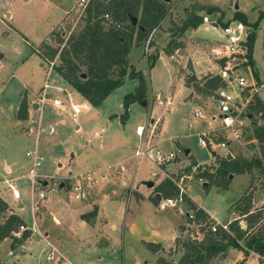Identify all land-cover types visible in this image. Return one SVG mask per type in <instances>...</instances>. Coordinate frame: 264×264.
I'll list each match as a JSON object with an SVG mask.
<instances>
[{
  "label": "rangeland",
  "instance_id": "rangeland-1",
  "mask_svg": "<svg viewBox=\"0 0 264 264\" xmlns=\"http://www.w3.org/2000/svg\"><path fill=\"white\" fill-rule=\"evenodd\" d=\"M78 1L0 0V140L3 142L1 138L4 136L12 140L11 152H17L14 157L21 164V168L14 172L17 177L20 173L25 175L31 167L30 157L25 155V151L35 148L42 159L34 172L39 179L45 180L40 181V186L38 185L44 189V198H36L34 191L33 202L36 201L37 209L32 210L30 180L19 177L12 182L19 196L16 200L12 198L11 189L7 184L11 181L10 177L5 178V173L2 172L0 196L12 204L10 210L17 206V202L22 204L18 211L22 220L19 224L27 229L18 231L17 235L12 232L18 238L26 235L23 238L24 244L14 252L8 253L9 241L0 242V257L7 264H58L56 258L46 260L48 245L42 237L45 231L59 232L54 228L56 225L51 220L49 207L43 203L49 199L53 209L65 203L78 210V214L67 221L72 230L69 231L64 225V232H59L68 240V252H64L70 255L79 253L77 264H157L156 259L159 256L166 258L170 264H178L176 262L181 250L174 246L173 239L180 237L198 240L207 225L188 221L184 214L187 208L184 201L174 207L157 210L156 204L152 203L149 196L154 193V184L163 177L162 171L153 166L146 157L137 161L136 158L128 156L139 145L144 150H158L163 154L169 150L176 151L177 155L163 166L167 168V178L176 186L180 185L182 180L183 185L185 183L184 195H187L192 203L195 202L206 211L212 212L218 223L236 216V208L241 207L247 200L254 209L264 205V165L261 169L253 166L249 173H232L230 184L228 183L225 189L212 184L202 186L204 178L199 181V177L195 175L202 170L213 171L216 159L215 155L211 156L212 151L217 153L216 156L222 155L221 157L228 150L233 157L259 158L258 145L255 139L248 136H251L252 122L257 125L264 116H261L260 112L250 110L247 103L242 130L236 139L231 137L229 130L221 129L218 120H214V129L210 130H213L217 141L225 143V147L208 150L207 147L200 146L197 140L201 132L211 128L207 126V121L216 113L212 99L214 93L212 91L206 95L207 98H189L186 89L177 90L176 81L179 75L191 74L190 61H186L190 54L191 58L197 56L199 49L207 46L204 48L207 49V55L209 58H215L214 50L219 48L220 41L224 38L218 24L211 26L203 23L199 24L198 28H187L180 33L178 27L186 16L194 13L200 17L209 15V19L216 20L218 11L207 14L204 9L193 10L199 5H213L222 12V21L231 22L238 20L233 17L234 11H237L248 21L245 24L239 20L245 25L247 33L254 34L252 64L240 66L238 72L246 82L250 79L258 81L254 87L255 95L264 106V17L258 19L256 26L250 24L257 19L258 11H264V0H163L166 14L159 25L150 34L148 42L146 39L149 35L145 40L133 45L127 56L132 66L142 72L146 86L145 104L131 103L124 122L119 118L123 110L122 96L133 90L136 84L134 80L125 79L124 83L113 89L98 106H91L78 92L69 91L66 81L49 65V61L38 55L42 42L49 39L51 31L64 37L67 31L75 32L82 25V20L78 17ZM169 40L183 42L184 46L181 48L186 47L183 55L177 51H172L171 55L164 54L163 48ZM152 54L158 56L154 65L147 70L146 59ZM44 82L48 85L46 96L49 99L42 107L41 129L36 134L22 135L25 123L12 122L15 109L24 94L28 104L27 113L29 112L33 119L37 118V112L31 102L36 103L35 98L40 95ZM159 93L163 98L168 97L170 104L163 103V98L159 99L157 96ZM52 97L62 102V110L51 105ZM252 98L253 96L250 102ZM71 103L78 105L75 118L71 116ZM194 108L200 109L203 116L194 117ZM47 123L52 126L50 133L43 130ZM262 123L264 126V119ZM92 124L99 126L98 133L95 128L90 130ZM136 125L142 128L139 137L135 135ZM88 130L91 132L89 135ZM2 149L3 146L0 152H6ZM184 149H188V154L193 157L185 156ZM85 152H106L105 159L100 162L103 167L97 168V164L87 163ZM3 156H6L7 162L11 161L4 153ZM125 157L128 158L124 159ZM193 158L200 164L197 165ZM117 160H120V163H115ZM191 161H194L193 166ZM91 168L95 169V177L104 175L105 179H98L94 189L88 192L87 198L73 199L69 189L73 180L71 175ZM151 171H155L156 175H149ZM147 181L154 184L149 187L146 185ZM59 183L64 185L58 187ZM51 186L54 189H50ZM134 192L142 195V198H136ZM90 211H93L95 217V223L92 225L82 217L83 213ZM231 212L234 214L231 215ZM32 214L35 215L34 221L39 232L33 228L27 235V230L34 226ZM6 215L7 211L2 215L0 222ZM208 218L216 222L210 215ZM239 219L241 218H238V224L242 227ZM79 220L87 223L85 228L78 226ZM177 225H182L183 230L180 231ZM258 225L264 227V215ZM258 225H255V230L259 228ZM176 231L177 235L173 238ZM93 242L103 244L93 247ZM146 242L159 244L158 250H149ZM225 256L220 259L213 258L206 264H240L237 263L239 260L233 261L232 252L228 251Z\"/></svg>",
  "mask_w": 264,
  "mask_h": 264
},
{
  "label": "trees",
  "instance_id": "trees-1",
  "mask_svg": "<svg viewBox=\"0 0 264 264\" xmlns=\"http://www.w3.org/2000/svg\"><path fill=\"white\" fill-rule=\"evenodd\" d=\"M200 9H204L207 14L218 11L216 23L219 26L226 25L227 21L221 20L222 12L217 6L199 5L193 10ZM165 14L166 6L163 0H88L78 16L82 20V25L66 37L51 31L50 40L42 42L41 52H38V55L48 61L55 58L52 68L91 106H98L113 89L121 86L125 79H134L136 84L133 90L122 96L123 110L119 118L121 122H124L127 118L128 106L131 103H140L145 98L146 86L142 72L128 63L127 55L133 45L145 40L152 33ZM131 17L136 18L135 24H131ZM233 17H237L245 24L248 23L240 12L234 11ZM261 17H264V11L260 10L257 19L250 24L253 27L256 26ZM200 23V16L194 13L188 14L178 27V31L182 33L187 28H196ZM253 37L254 34L251 32L246 35L244 54L246 65L252 64ZM181 47L180 41L169 40L163 52L165 55H171L172 51H177ZM157 56V54H152L146 59L148 60L147 70L154 65ZM184 84L196 92L209 95L222 85V80L215 73H205L199 78L191 73L184 76ZM27 105L23 94L15 111L17 120H25ZM248 107L253 112H260V115L264 116V107L257 96H253ZM252 125L251 136L248 138L255 139L259 148V158L221 157L215 154L216 166L213 171L202 170L195 175L204 178L207 186L212 184L225 189L232 173H249L253 166L261 169L264 165V129L253 122ZM193 163L194 161H191L190 164L193 166ZM153 192L159 193L161 198L176 197L178 187L171 179L164 177L154 185ZM149 199L152 203H157L152 195ZM181 199L187 206L185 216L187 217L188 211L192 212V218L187 217L188 221L203 223L207 225V229L198 240L180 237L173 239L174 246L181 250L177 260L178 264H206L213 258L225 257L229 249L241 251L243 258L237 263L244 261L251 251L257 254L258 263L263 264L264 227L258 224L264 215V205L250 211V202L247 200L241 207L236 208L239 215H243L244 227H240L238 218H235L227 223L226 230L217 226L212 231L210 225L214 222L208 218L207 213L202 208L196 207L184 193H181ZM7 209V203L0 196V219ZM93 214V211H90L82 214V217L87 220ZM19 222L21 219L12 213L6 215L0 222V240L9 238L11 249L20 244L26 236L18 238L12 234V228L20 225ZM255 225L259 226L256 230ZM178 229L183 230L182 225H179ZM145 244L151 251H157L159 248L157 243L146 242ZM156 263L165 264L167 262L158 257ZM0 264L3 263L0 261Z\"/></svg>",
  "mask_w": 264,
  "mask_h": 264
},
{
  "label": "built area",
  "instance_id": "built-area-1",
  "mask_svg": "<svg viewBox=\"0 0 264 264\" xmlns=\"http://www.w3.org/2000/svg\"><path fill=\"white\" fill-rule=\"evenodd\" d=\"M88 0H79L78 6H79V15L81 14L85 4ZM106 17V15H104ZM209 15H202L201 16V23H207L211 26L214 22L216 25V20L209 19ZM221 31L224 35V38L222 41H220L219 48L214 50L215 58L219 60V66L217 67L216 71L214 72L219 76V78L222 80V85L217 87L213 93V101L215 102V109L216 113L212 114L211 120H218L221 124L222 129H227L230 131L231 137L233 139H236L240 136L242 126H243V118H244V109L247 103L250 102V94L248 91V84L246 83L245 79L240 75L238 72V68L240 66H245L246 59L244 57V54L246 52L245 47V39L247 35V29L245 25L239 21H227L226 25L221 26ZM70 33V30L67 31L64 37H66ZM244 35V37H243ZM62 36V35H61ZM150 37V34L146 41L148 42V39ZM146 42V43H147ZM242 43V45H241ZM241 55V57H239ZM220 60H222L220 62ZM55 61V58L51 61H49V65L52 66ZM240 62V63H239ZM48 89V85L44 82L41 88V93L39 96H37L36 103H35V111L37 112L36 115H38L37 118L33 119L31 114L29 112L26 115L25 118V131L27 134H36L41 129V111L42 107L45 104V102L49 99L47 97L46 90ZM163 103L166 105L170 104V100L168 97H164L162 99ZM51 105L55 108L62 110L63 104L58 98H51L50 99ZM70 108L72 110L71 116L72 118L76 117V114L78 113V105L77 104H69ZM192 114L194 117H202L203 115L200 113V109L194 108L192 110ZM213 130H208L205 132L200 133V137H198L197 143L204 147L209 149H214L217 147H225V143L223 141H217L214 137ZM142 130H139V127L135 129V133L137 135H141ZM36 140V136H34ZM34 140V141H35ZM34 147V145H33ZM150 149H143L141 146H138L133 154L134 157H146L153 166L158 167L160 165L165 166L167 162L172 160L177 154L176 151L169 150L166 153H161L158 150L154 151L153 153H149ZM178 151V150H177ZM25 155L30 157L31 160V167L28 169L27 173L25 175L21 174L20 177H26L30 180V187H31V198L34 199V191H36V198L43 199L44 198V189L40 188L39 184L40 181H44L43 179H39L34 169L41 161L42 157L41 155L37 154L35 148H33L30 151H25ZM229 155V157H233V154L230 152H227L224 154ZM150 175L154 176V172H150ZM72 184L70 185V192H72V197L74 199H82L88 195V190L91 185V182L94 181V177L89 172H83V173H77L72 176ZM201 180L200 178L198 179ZM182 181V180H181ZM180 183V182H179ZM8 186L11 189V194L14 198L18 197V192L16 189H13L12 185L10 183H7ZM39 185V186H38ZM178 186V195L176 197H168V198H161L157 200L156 203V209L157 210H163L165 207H174L176 206L181 199V193L184 192L183 189V182ZM52 188V186L50 187ZM33 205L36 208V201L34 200ZM188 218H192V212L188 211ZM226 223H218L214 222L210 225V229L212 231L215 230L217 226L221 227L222 229H227ZM27 229V227H24L22 224L16 226V232L15 235L18 234V231H23ZM32 230V227L29 228Z\"/></svg>",
  "mask_w": 264,
  "mask_h": 264
},
{
  "label": "crops",
  "instance_id": "crops-1",
  "mask_svg": "<svg viewBox=\"0 0 264 264\" xmlns=\"http://www.w3.org/2000/svg\"><path fill=\"white\" fill-rule=\"evenodd\" d=\"M262 11V10H261ZM7 14V13H6ZM6 16H8V14L6 15ZM227 21V20H226ZM248 22V21H247ZM250 23V22H249ZM200 24H202V23H200ZM200 26V25H199ZM196 28H198V27H196ZM181 44H182V47L184 46L183 45V42H181ZM207 47V46H206ZM205 46L204 47H200L201 49H199L200 50V53L199 54H197V56H194V57H192L191 58V56H192V54H190L188 57H187V59H186V61H190V64H191V69H192V71H191V73L196 77V78H199L201 75H203V74H205V73H214L215 71H216V69H217V67L219 66V60H217L216 58H209V56L207 55V53H206V51H207V49H204V48H206ZM132 48V47H131ZM185 48L186 47H184V49H180L181 50V53H182V55H183V53H184V50H185ZM209 50L211 49L210 47L208 48ZM131 50V49H130ZM209 50H208V52H209ZM213 50V49H212ZM129 53H130V51H129ZM129 53H128V55L127 56H129ZM180 53V54H181ZM128 58V57H127ZM127 61H128V59H127ZM128 63L129 64H131V65H133L132 63H130L129 61H128ZM181 67V66H180ZM182 68H184V66L182 67ZM184 76L185 75H179V77H176V81H177V90H181V89H186L188 92H189V95H188V97L189 98H192L193 96H198V97H200V96H204L205 98H207V96H206V94H203V93H199V92H196V91H194V90H192V88L190 87V86H186L185 84H184ZM132 80H134V79H132ZM125 81V80H124ZM135 81V80H134ZM124 83V82H123ZM135 83H136V81H135ZM247 84H248V86H250L249 88H248V91H249V94H250V98H251V96H256L255 95V88L254 87H256V84L258 83V81H256V80H249V82H246ZM134 86H135V84H134ZM133 86V87H134ZM67 89L69 90V91H73V89L71 88H69L68 86H67ZM158 96V98L159 99H162L163 98V95H161L160 93L157 95ZM53 98H56V97H53ZM258 98V97H257ZM158 99V100H159ZM84 100V99H83ZM84 101H86V100H84ZM87 102V101H86ZM71 104H75V103H71ZM261 104L263 105V103L261 102ZM31 106L32 107H35V104L33 103V102H31ZM83 106H84V104H83ZM54 107V106H53ZM264 107V106H263ZM17 108V107H16ZM55 108V107H54ZM55 109H57V108H55ZM59 110V109H58ZM15 111H16V109H15ZM15 118V114H14V117H13V121L12 122H15L16 123V121H19V123H25V121H23V120H17L16 118V120L14 119ZM264 119V118H263ZM263 119L261 120V122L260 123H258L257 125H260V126H262L263 127V129H264V126H263V123H262V121H263ZM40 120H41V116H40ZM149 120H150V118H149ZM213 121L214 120H209L208 119V121H207V126L208 127H211V128H209V129H214V126H213ZM42 123V122H41ZM25 126H26V123L24 124ZM137 127H139L140 129H141V126L140 125H136V127H135V129L137 128ZM77 128V127H76ZM96 129V132L98 133L99 132V126L98 125H96V124H92L91 126H90V130H93V129ZM78 129V128H77ZM222 129V128H221ZM20 130H22V128H20ZM43 130L44 131H46L47 133H50L51 132V130H52V126H51V124H49V123H47V124H45V126H43ZM22 135H26L25 133V127H24V132H23V130H22ZM5 134V133H4ZM89 134H91V132L88 130L87 131V135H89ZM135 135L137 136V137H139V135H137L136 133H135ZM2 140H3V142L1 141L0 142V148L3 146V149L2 150H4L5 149V151L6 152H0V176L2 177L3 175H2V172H4L5 173V178H7V177H10V179H11V181H10V184L12 185V182L16 179V178H19L20 177V174H23V173H20V174H18L19 175V177H17L16 176V174L14 173L16 170H19L20 168H21V164H19L20 162L14 157V155L17 153V152H11V149H12V145L10 144L11 142H12V140H10L9 139V137H5L4 136V138H1ZM137 143H138V140L136 141ZM139 146H141V145H139ZM154 148V147H153ZM185 150V149H184ZM188 150V149H187ZM3 153H4V155H7V157L8 158H11V161L10 162H7V158H6V156H3ZM89 152H85V156H86V158H88V160H85L87 163H89V162H91V163H93V164H97L95 167H97V168H101V167H103L102 166V164H100V162L102 161V160H104L105 159V154H106V152H90L89 154H88ZM149 153H153V151L151 150V151H149ZM189 153V150H188V152H187V154H185V156H191V157H193L192 155H190V154H188ZM214 153H216V152H214ZM226 153V152H225ZM224 153V154H225ZM231 153V152H230ZM217 154V153H216ZM223 154V155H224ZM232 154V153H231ZM215 155V154H214ZM213 155V156H214ZM219 155V154H218ZM131 156L132 157H134V154L133 153H131L130 154V156H128V157H130L131 158ZM212 156V155H211ZM222 156V155H221ZM128 157H125L124 159H126V158H128ZM141 157H143V156H141ZM141 157H138V158H136V157H134V158H136V160L138 161ZM147 159V158H146ZM195 161H196V159L195 158H193ZM25 162V161H24ZM120 163V160H117L115 163ZM197 163V165L198 164H200V162L199 161H196ZM24 165V164H23ZM107 165H109V164H107ZM104 166H106V165H104ZM157 168H159L160 169V171H162V173H163V177L161 178V179H163L164 177H168V175L166 174V170H167V168L166 167H163V165H160V166H158ZM89 172V173H91L92 175H93V177H94V181L93 182H91V185H90V187H89V190H88V192L90 193L91 192V190L92 189H94V187H95V185H96V183H97V181H98V179H101V180H103V179H105V176L104 175H101L100 177H95L94 176V174H95V169H93V168H91V169H87V170H85V171H83V172ZM83 172H78V173H83ZM152 172H154V174L156 175V172L155 171H152ZM69 175L71 174V172H69L68 173ZM77 174V173H76ZM74 174H72L71 175V177L73 176ZM149 175H150V173H149ZM154 175V176H155ZM152 176V175H151ZM1 177H0V179H1ZM161 179H159V181L161 180ZM123 181H121V183H122ZM125 183V182H124ZM153 183V182H152ZM154 184V183H153ZM181 184H182V181H181ZM230 184V183H229ZM3 185H5V184H3ZM64 185V183H59V186L58 187H62ZM155 185V184H154ZM183 186H185V183H184V185ZM12 187H14L13 185H12ZM14 189V188H13ZM150 189H152V188H150ZM131 192L133 191V190H130ZM150 192H151V190H150ZM149 192V193H150ZM153 193V192H152ZM155 193V192H154ZM184 193H185V191H184ZM134 194H135V197L136 198H142V195H140L139 193H137V192H134ZM148 196H149V194H148ZM187 196V195H186ZM19 197V196H18ZM17 197V198H18ZM88 197V195L86 196V197H84V198H87ZM12 198L13 199H16V198H14L13 196H12ZM84 198H82V199H84ZM19 199V198H18ZM18 199H16V200H18ZM74 199V198H73ZM3 200L7 203V206H8V209H7V212H8V214H10V213H12V214H15V215H17L18 217H19V215H18V211H20V209L22 208V204L20 203V202H17L18 204H17V206H14L13 207V209L12 210H10L9 208L11 207V203L8 201V200H6L5 198H3ZM14 201V200H13ZM192 201V200H191ZM15 203H16V201H14ZM43 203H45L46 205H47V207H49V213L51 214V220L53 221V223H54V225H56V226H54V228L55 229H57L59 232H64V225H65V227L69 230V231H71L72 230V226L71 225H69V224H67V221H68V219H72L74 216H76L77 214H78V210L75 208H72V207H69L68 206V204H65V203H62V205L63 206H58L57 208H55L54 207V209L51 207V203H50V201H49V199H47V200H45ZM57 203H61L60 201H57ZM193 204L195 205V206H197V207H200V206H198V204H196L195 202H193ZM30 206H31V208H32V210H36L37 209V206H36V208H35V206L33 205V199L32 198H30ZM43 208L45 209L46 208V206H43ZM200 208H202V207H200ZM203 209V208H202ZM254 209V207H252L251 209H250V211L251 210H253ZM208 215H210V217H212L216 222H217V220L215 219V217H214V215H213V213L212 212H208V211H206L205 209H203ZM53 212H54V214H57V215H54L53 214ZM85 213H87V212H85ZM61 214H63V215H61ZM84 214V213H83ZM234 214V212H231V215H233ZM33 215V224H34V226L32 227V230H30V229H28L27 231H28V233H27V235L31 232V231H33V228H34V230H35V228H36V230H37V232H39V229L37 228V226L35 225V215L34 214H32ZM241 218V219H239L240 221H239V223H243V225H242V227H244V221H243V215H239V212L237 211V214H236V216H231V218L229 219V220H227V221H225V222H219V223H228L230 220H232V219H235V218ZM95 217H94V214H93V216H91V217H88V219L86 220V222L88 221V223H90L91 225L92 224H94L95 223V219H94ZM22 221V220H21ZM85 221H83V220H79V222H78V226L80 227V228H85L86 227V223ZM63 226V227H62ZM178 226V225H177ZM59 232H55V231H45L43 234V239L45 240V243L48 245V254L46 255V260L47 261H50V260H52V259H55L56 258V262L58 263V264H77V258H78V252L77 253H74V254H72V255H70V254H67L66 252H64V251H67L68 252V250L66 249V246H68V240L66 239V238H64V236H62ZM41 235V234H40ZM177 235V231L174 233V235H173V238L175 237ZM4 240H7V241H9V243H10V239L9 238H3L2 240H0V242H3ZM25 241V240H24ZM24 241L22 240V242L20 243V244H18V245H15L12 249L10 248V250L8 251V253H10V252H14L15 250H17V249H19L21 246H22V244H24ZM87 244H89V242L87 243ZM103 243H99V242H93V244H92V246L93 247H96V245H102ZM229 252H232V256L231 257H234V260L233 261H240L242 258H243V255H242V253H241V251H239V250H236V249H229L228 250ZM228 251H227V253H228ZM66 256H68L69 257V259L66 257ZM159 257H161L163 260H165L167 263H165V264H170L171 262L170 261H168L166 258H164L163 256H159ZM226 257V256H225ZM224 257V258H225ZM99 259H100V257H98ZM262 260H263V264H264V258H262ZM0 261L1 262H4L5 264H7L6 263V261H3L2 259H1V257H0ZM55 261V260H54ZM238 261V262H239ZM177 263V262H176ZM240 264H259L258 263V256H257V254H255L254 252H249V254H248V256L244 259V261H242Z\"/></svg>",
  "mask_w": 264,
  "mask_h": 264
},
{
  "label": "water",
  "instance_id": "water-1",
  "mask_svg": "<svg viewBox=\"0 0 264 264\" xmlns=\"http://www.w3.org/2000/svg\"><path fill=\"white\" fill-rule=\"evenodd\" d=\"M166 1H168V0H166ZM130 22H131V24H135V23H136V18L131 17V18H130ZM212 25H213V26H216V24H215L214 22L212 23ZM177 52H178V54H180V53H181V50L178 49ZM0 57H1V55H0ZM239 57H241V55H239ZM67 86H68V85H67ZM68 87H69V86H68ZM69 88L71 89V87H69ZM140 103H141V104H145V100H144V99L141 100ZM187 152H188V150L185 149V150H184V154H187ZM214 154H215V153L212 151V152H211V155L213 156ZM205 184H206V182H203L202 186H205ZM146 185L149 186V187H151V186H152V181H147V182H146ZM152 197L155 198V200H159V199H160V194L157 193V192H155V193L152 194ZM240 224L243 225V223H240ZM12 232H16V226H14V227L12 228Z\"/></svg>",
  "mask_w": 264,
  "mask_h": 264
},
{
  "label": "bare ground",
  "instance_id": "bare-ground-1",
  "mask_svg": "<svg viewBox=\"0 0 264 264\" xmlns=\"http://www.w3.org/2000/svg\"><path fill=\"white\" fill-rule=\"evenodd\" d=\"M139 130H140V128H139ZM141 130H142V128H141Z\"/></svg>",
  "mask_w": 264,
  "mask_h": 264
}]
</instances>
